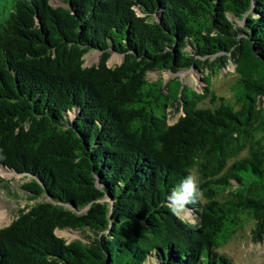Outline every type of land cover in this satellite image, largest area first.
<instances>
[{
  "label": "trees",
  "instance_id": "1",
  "mask_svg": "<svg viewBox=\"0 0 264 264\" xmlns=\"http://www.w3.org/2000/svg\"><path fill=\"white\" fill-rule=\"evenodd\" d=\"M189 69L205 93L147 79ZM0 167L50 200L0 229V264H231L219 251L246 223L264 234V0H0ZM189 175L194 223L168 207Z\"/></svg>",
  "mask_w": 264,
  "mask_h": 264
},
{
  "label": "rangeland",
  "instance_id": "2",
  "mask_svg": "<svg viewBox=\"0 0 264 264\" xmlns=\"http://www.w3.org/2000/svg\"><path fill=\"white\" fill-rule=\"evenodd\" d=\"M51 4L53 6H61L58 2H52ZM138 15L141 16L139 12ZM237 24L241 25L242 23L237 21ZM83 59V67L96 65L99 60V53L95 50H90L85 54ZM121 62V55L112 54L107 61V66L109 68H113L118 66ZM205 75L206 73L203 70L197 71L189 69L175 75L170 73L152 72L147 74V79L149 81H156L160 79L162 80V84L164 86L170 78L176 77L183 85L192 88L197 93L203 94L205 93L204 89L206 88V84L203 81ZM235 79L236 76L234 66L230 63L211 77L210 91L218 98H229L230 86ZM218 103L219 101L217 99L212 102L211 96H208L200 107L214 108ZM169 111L170 110H168V113ZM182 118L183 113L181 110H178L172 114L169 113L168 122L172 125ZM243 156H245V153H243L240 157ZM29 179L30 176L19 175L0 167V212L4 216V222L0 225V229L8 226L16 217L18 211L32 207L35 203L50 201L46 195H43L34 201L29 200L31 198L30 195L22 189L23 184L28 182ZM85 211L86 210L83 209L79 211L78 214L83 215ZM179 218L184 221L194 223L192 214L187 210H183ZM252 229L253 222L250 221L246 223L244 228L231 238L219 251L230 260L231 264H264V234L262 235L261 242L255 241ZM55 234L66 243H70L74 240L86 243L88 241L86 236H90L87 231L81 232L70 229L57 230Z\"/></svg>",
  "mask_w": 264,
  "mask_h": 264
},
{
  "label": "clouds",
  "instance_id": "3",
  "mask_svg": "<svg viewBox=\"0 0 264 264\" xmlns=\"http://www.w3.org/2000/svg\"><path fill=\"white\" fill-rule=\"evenodd\" d=\"M203 195L198 187V179L194 176L185 177L168 196V207L173 215L179 217L189 204L197 203Z\"/></svg>",
  "mask_w": 264,
  "mask_h": 264
},
{
  "label": "bare ground",
  "instance_id": "4",
  "mask_svg": "<svg viewBox=\"0 0 264 264\" xmlns=\"http://www.w3.org/2000/svg\"><path fill=\"white\" fill-rule=\"evenodd\" d=\"M4 222V216L3 214L0 212V225Z\"/></svg>",
  "mask_w": 264,
  "mask_h": 264
},
{
  "label": "water",
  "instance_id": "5",
  "mask_svg": "<svg viewBox=\"0 0 264 264\" xmlns=\"http://www.w3.org/2000/svg\"><path fill=\"white\" fill-rule=\"evenodd\" d=\"M95 184H96V187H99L100 186L98 179H96Z\"/></svg>",
  "mask_w": 264,
  "mask_h": 264
}]
</instances>
